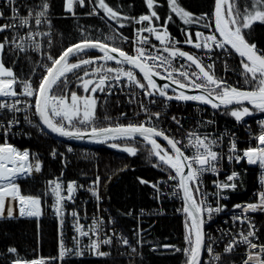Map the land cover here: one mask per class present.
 <instances>
[{
    "label": "snow or ice",
    "instance_id": "6c2138e0",
    "mask_svg": "<svg viewBox=\"0 0 264 264\" xmlns=\"http://www.w3.org/2000/svg\"><path fill=\"white\" fill-rule=\"evenodd\" d=\"M142 2L146 11L134 15V0L126 5L109 0H63L64 19L98 17L107 32L77 23L79 38L57 52L53 50L56 14L52 0H0V220L34 218L39 227L44 197H50L49 207L58 222L57 256L29 260L20 257L16 247L9 246L6 254L0 252V256H6L4 264H69L86 256L127 258L129 264H134L136 257L143 260L145 245L156 253L161 249L183 253L184 264H225V257L234 256L243 247L242 264H264V240L251 215L264 214V119L257 121L258 133H253L250 126L246 129L255 146L250 143L240 149L235 131H202L215 128L214 118L201 119L178 139L170 128L161 126L164 112L151 108L161 101L164 109L172 101L193 102L197 111L207 106L213 117L219 113L237 125H246V118L257 113L264 114V47L252 40L255 27L264 26V0H213L211 8L200 14L189 11L181 0H166L163 15L161 0ZM177 21L183 40L170 31ZM126 29H131V36ZM125 44L131 46V52L125 50ZM181 44L197 51H186ZM93 52L99 55H91ZM233 54L240 58L236 69L240 80L235 84L215 71L221 58L225 72L233 71L227 61ZM37 55L39 59H34ZM5 57L10 59L11 67ZM21 59L33 65L29 74L22 69L20 73L16 71ZM117 94L125 95L127 103L135 106L137 119H129L126 112H121L114 122L107 114L108 98ZM101 108H105L102 119L98 115ZM141 115L142 120L138 119ZM121 118L129 122L120 123ZM171 119L178 131L183 130L180 118L173 115ZM23 125L43 136L87 140L129 157L143 153L146 162L165 173L166 179H136L153 190L151 198L157 203L162 205L165 199L181 202L176 211L184 217L185 246L154 244L147 239L153 226L144 228L143 217L163 215L161 209L121 212L133 218L136 225L130 235L117 231V218L109 215L105 219L101 215L107 211L101 208L102 178L97 174L88 184L65 182L62 177L68 160L65 152L56 147L51 148L49 156L60 161V175L47 180L42 192L25 193L21 182L35 179L44 164L36 152L21 150L10 142L14 136L32 135L18 130ZM65 148L67 153L74 150L70 144ZM225 163L231 170L220 179ZM243 163L260 169L255 201L234 204L230 222H224L229 227L220 229L218 237L213 236L205 227L228 211L223 201L230 199L228 192L237 191L243 184L242 173L236 170ZM128 167L124 165L120 171ZM207 175L215 178L211 182L215 191L207 190ZM81 191L96 202V214L87 224L83 222L86 209L82 215L79 208H69L76 204ZM68 217L74 232L71 246L64 237ZM225 240L222 251H216ZM113 250L117 257H113Z\"/></svg>",
    "mask_w": 264,
    "mask_h": 264
},
{
    "label": "trees",
    "instance_id": "16d2710c",
    "mask_svg": "<svg viewBox=\"0 0 264 264\" xmlns=\"http://www.w3.org/2000/svg\"><path fill=\"white\" fill-rule=\"evenodd\" d=\"M31 2V0H28ZM110 3L116 4L123 2L125 5L132 0H109ZM164 3V8L160 9L163 15L166 12V0H161ZM182 4L191 12L200 14L208 11L213 3V0H181ZM135 8L134 15L146 11L142 0H134ZM52 11L56 14L54 18V51H59L67 46L69 42L78 39L76 24L91 25L94 29L107 32V27L98 17L84 18L77 17L76 19L63 18V0H52ZM79 11L83 12L84 9ZM102 15V14H101ZM180 22L170 26L173 35H178ZM126 34L131 33V29L124 30ZM62 34V35H61ZM252 40L258 42L261 47H264V26L257 25L252 35ZM126 51L130 50L129 45H123ZM93 55V54H91ZM34 59H36L34 57ZM239 57L232 55V60L239 64ZM8 66L11 67V61L5 57ZM74 60V59H73ZM32 64L26 63L21 59L16 66V71L20 73L21 69L24 74H29ZM103 99V97H101ZM180 107L181 105L175 104ZM189 106V105H188ZM107 114L111 117L121 111L117 106L115 99L111 96L108 98L106 108ZM105 114V108L99 110L98 115L102 119ZM195 115H191L193 117ZM220 124L232 125L234 120L227 116L217 113ZM189 117V116H188ZM31 132L30 137L17 140L14 144L20 148H30L34 150L42 159L44 167L42 173L36 174L35 179L22 181L23 191L25 193L42 192L45 182L53 176L58 175L62 170V165L59 160L53 161L49 152L52 147H56L59 151L66 153L65 142H62L51 135H40L36 129L27 128ZM96 149L97 156L95 158H83L74 155H67L69 163L64 169L66 179H73L79 183H84L95 179L98 174L102 178L101 192L103 202L107 210L112 216L117 218V225L128 231L129 227H135L136 221L131 217L120 215L121 212L133 210L138 213L139 208H148L156 205L155 200L151 199L152 189L146 185H141L137 181V177H143L146 180L153 181L155 178L166 176L165 173L153 169L145 160L144 154L141 153L137 157H129L126 153L119 152L101 145ZM68 154V153H67ZM124 165H128V170L120 171ZM112 179L109 181L108 177ZM44 215L39 219V227L37 220L34 218H17L12 220H0V252L6 254V249L9 246H14L18 249L20 257L33 259L38 256L53 257L57 256L58 236H57V221L51 214L49 205L51 204L50 197H44ZM165 211L163 215H154L149 219V225H152L147 239L154 244L170 243L177 247H184V217L181 214L174 213V204H164ZM264 230V216H261ZM143 260L136 257L134 264H184L185 257L183 253H171L163 249L160 253L150 251L148 245L142 249ZM117 257V256H116ZM6 256H0V264H4ZM69 264H129L127 258L117 257L115 260L110 257L107 260L84 258L82 260H72Z\"/></svg>",
    "mask_w": 264,
    "mask_h": 264
},
{
    "label": "built area",
    "instance_id": "2783aa9c",
    "mask_svg": "<svg viewBox=\"0 0 264 264\" xmlns=\"http://www.w3.org/2000/svg\"><path fill=\"white\" fill-rule=\"evenodd\" d=\"M23 2V0H22ZM23 12V9H22ZM3 22V21H0ZM179 29V28H178ZM202 30V29H201ZM171 31V30H170ZM172 33V32H171ZM129 36H131V33L128 34ZM176 36V35H175ZM177 38L180 40H183V36L179 33L178 31V35ZM184 50L189 51V52H193V51H197L195 49H192L190 46H186L181 44L180 45ZM130 50L129 52H131V46L129 45ZM36 59H39L38 55L34 56ZM205 62H209L207 60V57H204ZM228 61V66L230 69H233V71H228L227 73L224 70V61L223 58H221L217 64H216V74L217 76H223L225 77L230 83L235 84L238 80H240L238 71H236V69H238L239 64L236 63V61L232 60V56L227 58ZM38 78V77H37ZM36 78V79H37ZM241 86H243V83L241 81ZM115 99V102L117 104V101H120L119 104H117L118 107L121 108V111H119L118 113H116L114 116H112V119L114 122H116L117 118L120 117V113L121 112H126L128 114L129 119H137L134 116V105H129L127 103V97L123 94H117L112 96ZM175 104L181 105L180 107L176 106ZM189 105V106H188ZM204 110L203 111H197V106L196 104H183V103H174V102H170L169 106L167 109L163 108V102L161 101L160 104L157 105H152V111H163L164 112V117L162 120V124L161 126L168 129H171V132L173 134L176 135V138H181L185 133L184 130H188V129H193L195 128V126L197 125V122L200 121L201 119H208V118H214L216 120V125L215 128H204L202 129V131H215V132H221L224 131L225 129L227 130H232L235 131L239 140V148L240 149H244L246 148L250 143L255 146V142L252 141L250 139L249 133L246 130L248 126H250L251 131L253 133H258L259 128H258V124L257 121L259 119H264V114H259L257 113L254 117H250V118H246L247 120V124L246 125H237L236 123H233L232 125H227V124H220L219 123V118L217 116V114L215 115V117L212 116V110L201 106ZM175 115L177 116V118L181 119V123L183 124V130H179L178 131V126L172 121L171 117ZM191 115H195L193 117H191ZM189 116V117H188ZM22 119V117H21ZM138 119L142 120L144 119V116L141 115ZM120 123H128L129 120H125L123 118H121L119 120ZM27 128H31L28 125H23L21 129H18L19 131H25L28 132ZM22 138H26L25 136L22 135H18V136H14L11 138V143L13 145H15L14 143L17 140H20ZM227 144V140H225V145ZM72 146V145H71ZM73 147V152L65 153L66 157L67 155H74V156H79V157H83V158H95L97 156L96 154V149L92 148V147H86V146H72ZM23 150V149H21ZM189 155L191 154V151H189L188 153ZM68 163H69V159ZM225 173L221 174L220 179H224V174H226L228 171H230V166H228L225 163ZM65 169V168H64ZM247 170L246 172L244 170ZM236 170L240 171L242 173L243 176V184L240 185V187L237 189V191L235 192H228L227 195L230 196V199L223 201L224 204H227L228 206V211L226 213H222L220 214L218 217H216L213 222L210 225H206L205 230L212 234L213 236H219L220 235V229L222 228H228L229 224H225L224 222L226 220H229L230 222V215H231V211H232V206L236 203H245V202H254L255 201V193L258 191L259 189V185H258V175L260 172V169L257 166H249L246 163H243L239 166H236ZM60 173L58 175L53 176L52 178L59 176ZM51 178V179H52ZM166 179V176H162V177H158L155 178L153 181L157 180V179ZM62 179L66 182V181H70L73 179H66L65 175H63ZM215 179L213 176L211 175H207L205 177V184L207 187L208 191H215V189L212 186V180ZM93 180V179H91ZM90 180V181H91ZM90 181L81 183V184H88ZM153 192V190H152ZM153 193L151 194L150 197H152ZM152 199V198H151ZM155 200V199H152ZM156 205L152 206V207H148V208H143L146 210V212H153L157 209H161L164 213L165 209L163 208L164 204H174L175 208H174V213L175 214H180L179 212L176 211V209L181 207V202L179 200L176 199H165L163 201V204H159L157 203V201L155 200ZM213 203H215V201H213ZM72 207H76L79 208L83 213L85 212L86 209V218L83 220L84 223H90L91 222V217L96 214V202L93 198L90 197L89 193L85 192V191H81L78 193V197H77V201L75 205H69V208ZM101 208L103 209H107L106 206L104 205V202H102L101 204ZM141 208L138 209V213L139 210ZM51 210V208H50ZM52 214V211H51ZM18 215V214H17ZM101 215H103L105 217V219H107V217L109 215H112L109 210L102 212ZM253 215V218L255 220L256 226L258 228H260V236L261 239L264 240V230L262 228V221H261V216H264V214H251ZM52 216H54L52 214ZM55 217V216H54ZM154 217V215H145L143 217V227L144 228H148L149 227V219ZM57 221V220H56ZM58 225V222H57ZM136 225V224H135ZM117 231H122L125 235H130V230L134 227L130 226L128 231H125L123 229H121L117 224L115 225ZM242 227H246L242 226ZM150 232H148L146 235H148ZM74 235L73 229H72V219L71 217H68L65 228H64V237H65V241L66 243L71 246L72 245V237ZM58 236V233H57ZM87 238H85L84 243H87ZM133 244H135V240L132 241ZM226 243L225 241H222L221 243H219L216 247V251L220 252L223 249V244ZM103 250L107 251L108 248L105 247ZM244 248L240 247L237 252L234 254V256L232 257H225V264H242V259H243V255H244ZM117 253L115 250H113V257H116ZM41 257V256H39ZM55 257V256H53ZM44 258H48V257H44ZM85 258H93L91 256H86ZM204 258L208 259V255L207 253L204 254ZM57 264H59V262L57 261Z\"/></svg>",
    "mask_w": 264,
    "mask_h": 264
},
{
    "label": "water",
    "instance_id": "95a60500",
    "mask_svg": "<svg viewBox=\"0 0 264 264\" xmlns=\"http://www.w3.org/2000/svg\"><path fill=\"white\" fill-rule=\"evenodd\" d=\"M91 54L99 55V53H96V52H93ZM158 82L159 83H163V82H160V81H158ZM172 102L178 103L176 101H172ZM187 104H194V103L193 102H189ZM204 107H207V106H204ZM124 124H127V123H124ZM49 135L55 137L56 139H58V140H60L62 142L68 143V144L73 145V146H86V147H92V148H97V147L101 146L100 144L91 143V142H88L87 140H85V141H65L62 138L55 136L54 134H49Z\"/></svg>",
    "mask_w": 264,
    "mask_h": 264
},
{
    "label": "rangeland",
    "instance_id": "374dc122",
    "mask_svg": "<svg viewBox=\"0 0 264 264\" xmlns=\"http://www.w3.org/2000/svg\"><path fill=\"white\" fill-rule=\"evenodd\" d=\"M37 82H38V78H37ZM14 146H16V145H14ZM73 146V145H72ZM17 147V146H16ZM18 148V147H17ZM20 149V148H19ZM30 149V148H29ZM32 152H34V150L32 151ZM36 175V174H35ZM39 257V256H38ZM41 257H43V256H41Z\"/></svg>",
    "mask_w": 264,
    "mask_h": 264
},
{
    "label": "flooded vegetation",
    "instance_id": "af4514ba",
    "mask_svg": "<svg viewBox=\"0 0 264 264\" xmlns=\"http://www.w3.org/2000/svg\"><path fill=\"white\" fill-rule=\"evenodd\" d=\"M73 62H75V61L73 60Z\"/></svg>",
    "mask_w": 264,
    "mask_h": 264
},
{
    "label": "bare ground",
    "instance_id": "6f19581e",
    "mask_svg": "<svg viewBox=\"0 0 264 264\" xmlns=\"http://www.w3.org/2000/svg\"><path fill=\"white\" fill-rule=\"evenodd\" d=\"M18 214V213H17Z\"/></svg>",
    "mask_w": 264,
    "mask_h": 264
}]
</instances>
